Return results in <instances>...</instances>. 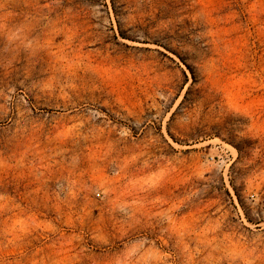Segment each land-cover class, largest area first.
I'll return each mask as SVG.
<instances>
[{"label":"rangeland","instance_id":"obj_1","mask_svg":"<svg viewBox=\"0 0 264 264\" xmlns=\"http://www.w3.org/2000/svg\"><path fill=\"white\" fill-rule=\"evenodd\" d=\"M114 1L0 0V264H264V0Z\"/></svg>","mask_w":264,"mask_h":264},{"label":"trees","instance_id":"obj_2","mask_svg":"<svg viewBox=\"0 0 264 264\" xmlns=\"http://www.w3.org/2000/svg\"><path fill=\"white\" fill-rule=\"evenodd\" d=\"M112 4H113V9L115 11V13L118 15L120 14V10H117V7L114 5L115 1L114 0H111Z\"/></svg>","mask_w":264,"mask_h":264},{"label":"snow or ice","instance_id":"obj_3","mask_svg":"<svg viewBox=\"0 0 264 264\" xmlns=\"http://www.w3.org/2000/svg\"><path fill=\"white\" fill-rule=\"evenodd\" d=\"M181 71H183V69H181Z\"/></svg>","mask_w":264,"mask_h":264}]
</instances>
